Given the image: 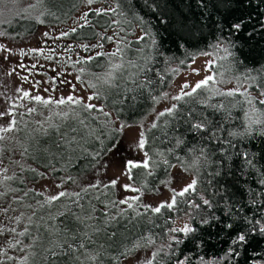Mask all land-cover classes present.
I'll use <instances>...</instances> for the list:
<instances>
[{"label":"trees","instance_id":"1","mask_svg":"<svg viewBox=\"0 0 264 264\" xmlns=\"http://www.w3.org/2000/svg\"><path fill=\"white\" fill-rule=\"evenodd\" d=\"M44 1L45 3L41 4V6L43 5L42 12L45 13L41 17L44 20L42 24H63L84 3L83 0H60L59 3L57 0ZM100 1H110L112 6H115L114 0H97V2ZM154 2L158 5L155 11L150 7H146L144 0H121L123 15L96 16L94 12L90 13L91 26L78 29L77 33L66 37L72 42H97L99 36L96 35L93 38L94 34L103 33L105 27L111 25L113 20H119V27L126 29V32L120 33V36L125 41H132V43H123L121 45L124 49L122 57L120 54L115 56L120 57L119 64H123L124 67L116 73L111 87H101L100 82L96 80L97 76L103 78L107 73L109 55L96 57L87 64H76L74 67L77 71L83 68L84 74H88L91 78L94 77L93 83L97 84V88L102 93V99L99 100L101 105H106L105 111L112 112L113 118L117 119L118 114V121L123 123L138 122L153 108L156 102L153 101L152 97H160L162 92L169 86L176 68L184 66L191 60L189 54H197L212 49L211 46L215 45L218 40H220L222 46L227 45V32L222 35L216 31L212 23L213 18H216V9L212 7L216 0H204L207 8H202L198 0H154ZM23 9L25 8H18L16 10L17 14L13 16L17 25L16 29L12 33L9 32V34L14 37L31 32L38 24L35 17L29 14V11L24 13ZM220 11L223 12L222 5L220 6ZM137 15L143 17L147 23L152 37L155 38V45L152 44L151 38H146L140 43L135 42L137 37L142 35L140 26L134 20V16ZM25 16L28 18H24ZM126 21H131V24ZM107 30L113 32L114 30L118 31V28L111 26L107 27ZM136 31L139 32L138 35H136ZM103 42H106V40ZM182 44L183 47H181ZM229 52L231 55H229ZM229 52L222 51L214 58L217 70L223 73V76L218 75L216 79L217 81L233 80L237 82L236 78L240 77L242 81L245 73L249 72V70L264 68V34H257L251 40H239L235 47L229 48ZM104 53L110 54L111 52ZM92 54L94 55V53ZM221 57L225 58L222 59ZM181 60L184 61V64L180 63ZM132 64L137 67H132ZM139 68H145L147 71H138ZM252 74L255 75L256 72L252 71ZM161 77H163V80H161ZM148 79H151L153 83L146 84L145 82ZM140 83H145V86L143 88L138 87L137 85ZM214 87L221 92L227 91L215 85ZM92 90L94 91V89ZM249 91L256 92L254 89ZM204 95L207 96L208 93L205 92ZM244 100L245 98L240 95L234 97L213 95L209 103L212 105L223 103L225 106L223 111H216L213 108H201L199 105H196V107L208 115L211 120L216 122L223 121L226 131L220 135L227 138V132L229 130H238L243 122V109L248 107ZM174 103H178L181 108L185 107L182 101H174ZM242 104L243 109L241 107ZM40 106L36 105L35 107L34 105L33 107L37 111L40 110ZM258 107L264 109V106ZM52 108L50 107L51 112L56 111L55 109L53 111ZM66 112L70 113L73 118L64 120L54 115L51 118H43L41 121H25V119L19 121L17 122L16 130L9 137L6 145L3 146L0 141V146L4 148L0 156L3 157L8 165V175L15 172L20 177L15 183L9 182L10 186L17 190L15 192L7 191L4 196L5 199H8L9 211L14 212L17 216L20 213H25L28 217L36 209L37 216L43 217L42 223H51L55 226L51 234L42 235L43 242L32 250L34 255L32 253L29 254L30 264H50L51 258L46 259L45 249L53 247L56 243L65 242L67 238L64 232L60 231L65 226L71 229V233L78 237L76 243L83 241L87 246L88 254L98 257L95 264H119L120 260L124 258L120 257V252L124 250L125 245L132 243L141 234L147 235L149 232L157 234L156 244L150 246L155 251L160 244L166 242V239H162L165 229L175 226L172 223L165 225V219L171 216L176 222L180 217H184V213L181 212L178 218L175 213L162 210L164 215L156 217L154 223H150L147 216L140 217L136 215V211L143 212V208H134L127 209L125 215L118 217L116 221H109L104 216L106 211L105 203L122 199L118 195L116 186L104 188L103 185L109 184L110 181L102 182L97 180L86 185L77 184L75 181L92 171L98 164L92 160L90 155L101 148L97 137L103 140L105 147L110 148L119 137V131L114 130L117 129L115 124L105 125L103 117L99 121H94L91 115L83 113L79 118L86 121L87 126L85 127L78 123L72 106L67 105ZM166 121L168 122L167 124L165 123ZM151 124L144 130L146 144L143 151L148 152L154 159L167 158L171 165H177L183 171L185 170L181 166L182 163L186 167L199 155L196 151L189 152V149L198 148L201 143H207L206 141H198V138L185 131V126L182 123H177L169 116L161 117L158 121L159 127L148 131ZM72 129H76V131H72ZM180 134H183L187 146H182L178 149L175 148L174 137ZM72 137H75L77 141L72 146L75 149L74 151L67 149L66 146L58 147V145L64 144L66 139H71ZM219 147L221 145L208 144L210 149L218 150ZM25 149H27V153L22 155V153H25ZM169 149H173V152L169 153ZM240 150H247L250 155L254 154L257 164L264 166V158H262L264 157V137L253 136L252 138L243 139L240 144ZM231 151L235 152V150ZM157 153H163L164 156H158ZM104 154L99 157V160ZM177 157H180V159L178 160ZM212 159H219L218 151L217 155L212 156ZM12 161L19 163H13ZM201 164L203 165V161H201ZM241 164L242 161L233 155L231 160L224 161L221 166L224 174L217 179L220 180L221 184H226L229 187L230 194L235 192L234 200L240 201L241 204H247L250 200L248 189L257 186L253 183V179L250 176L241 174ZM22 168L25 170L31 168L37 171L36 173L22 171ZM171 168L161 166L155 170L153 176H146L147 170L145 169H133L132 173L135 177V182H131L137 188L141 187V184L147 183L148 187L142 189L140 193L156 191L161 185L160 181L168 179ZM208 170L211 171L213 168ZM46 172L50 176L60 179L68 186H77L74 190H64L69 193L81 192L87 185L97 182H99L100 188L98 190H90L84 194L80 202L81 206H71V210L75 215L59 216L55 220H51L50 217L56 216L58 212L66 211V205L69 204V201L66 197H62L50 207L38 208L37 201H42L46 195H35V193L41 192L30 187L29 183L37 180ZM187 172L192 176L195 174V170L192 168H189ZM29 189L33 191L27 197H24L23 203L15 202V197H23L24 192ZM208 195L211 198V192ZM135 203L148 204L141 197ZM118 207L126 209L127 205H119ZM11 209H15V211ZM215 211L222 215L221 208H216ZM254 213L255 209H251L249 215ZM111 215H116L115 209L111 211ZM76 216L81 219L78 221ZM88 217L91 218L89 219ZM187 220L188 218L186 217ZM25 222H27V218L20 223L19 230L23 229ZM192 223L198 231L194 236L190 235L187 238L183 237V234H178L184 240V243L175 246V255L171 258L173 264L176 259H183L185 256L190 258L186 264H224V261L217 259L224 256L227 250V243L224 242L223 233L217 236V233L220 232L218 228L202 229L198 221ZM154 224H159L161 227H154ZM41 231L43 234V229ZM85 233H87V236H85ZM113 233H115L114 236ZM201 233H203L204 242L201 247L197 248L194 239L200 238ZM25 241L30 242L29 240ZM67 242L71 243V240L68 239ZM139 249L143 248H138L135 251ZM253 249L264 253V242L259 245L253 244L252 247H249L246 252L241 254L238 260H231L230 264H249ZM79 255L81 261H85V264H92V262L86 261L84 250H81ZM116 257H120L119 261L115 259ZM200 257L204 258L203 261L200 260ZM55 262L56 264H80V261H77L71 253L55 257Z\"/></svg>","mask_w":264,"mask_h":264},{"label":"snow or ice","instance_id":"2","mask_svg":"<svg viewBox=\"0 0 264 264\" xmlns=\"http://www.w3.org/2000/svg\"><path fill=\"white\" fill-rule=\"evenodd\" d=\"M7 0H0V4L6 3ZM15 2V0H13ZM44 0H36V4H30L27 8L23 9L24 13H27L29 9L34 8L37 4H42ZM83 2L88 6V11L82 13L81 16L76 18L74 26L68 31H60L58 35L52 36L49 32H44L42 35L47 40L58 41L60 39L66 38L71 34L77 33L78 29L85 27H90L91 22L89 20L90 13H95L96 16L103 15H123L121 8V0H114L115 6H109L108 8H99L92 9L90 6L97 2V0H83ZM145 6L152 8L154 11L158 7L155 4L154 0H144ZM199 5L202 8H207V4L204 3V0H198ZM223 6V12L220 11V6ZM212 7L216 9V18H213L212 23L216 31L223 33L227 32V45L222 46L220 40L217 41L215 45H212L213 51L222 50L224 52H229V48L235 47L236 43L239 40H251L256 37L257 34H264V0H216L213 3ZM51 14V13H49ZM19 15V14H18ZM45 13L41 12L40 16L35 17L37 23H44V20L41 19ZM0 16H3V11L0 10ZM24 18H28L25 16ZM135 22L140 26L142 35L137 37L136 43L144 41L146 38H151L152 44L155 45V38L152 37L150 28L147 23L141 16H134ZM131 24V21H126ZM12 21L10 19H0V26L5 24L11 25ZM119 20H113L111 25L105 27V33L107 27L115 26L118 28V31H113V35L107 36L105 33H95L93 38L96 35L99 36V40L95 44H81L76 45L77 48L83 49L85 52H89L87 57H80L76 61L71 62V66L75 67L76 64H87L93 61L96 57L103 55L117 56L121 55L124 49L121 47L123 43L131 44L132 41H125L123 37L120 36L121 32H126V29L119 27ZM9 35L7 30L0 28V38L6 37ZM108 40L109 42H115L117 48L110 54H106L102 51H97L92 54V51L97 48H103V41ZM183 47V44L181 45ZM73 46L67 45L65 51L71 52ZM44 51L43 48H24L19 49V55L21 57L28 56L30 54H42ZM49 52L54 53L55 49L49 48ZM0 53H7L3 55L0 59L4 63H12L10 57L17 55L16 51L13 48L8 47L7 44L0 43ZM79 56V54H77ZM191 56V67L195 63V54H189ZM200 55L210 56L211 53L204 51ZM229 55L231 53L229 52ZM48 60H52V55L45 57ZM224 59L225 57H221ZM68 60L71 61V57H68ZM181 64H184V61H180ZM27 68L29 75H31L32 69L37 68V64L34 63L28 68L27 65L20 61L17 65L11 68L7 72L8 76H12L16 73V68ZM42 67V66H41ZM124 67L123 64H110L108 67L107 73L102 78L97 76L96 80L100 82L101 87L112 86V81L115 80L116 73ZM132 67H137L135 64H132ZM56 71V69H52ZM80 73L84 72V69H79ZM138 71L146 72L147 69L139 68ZM192 74L199 75L200 70L195 67H191ZM205 73H208L204 76L203 79L196 81L194 84L185 82L181 84L180 91L178 94L170 97L172 101L183 102L185 107L181 108L178 103H173L171 107L165 108L163 111H160L156 114V120L152 122L150 129H155L159 127L158 121L161 117L169 116L172 120L177 123H182L185 126V131L190 133L193 137L198 138V141H206L207 143H201L198 148H191L189 152L196 151L199 155L189 164L182 167L187 172L189 168L195 170V174L192 176L190 181L183 184L179 190L171 188L170 198L161 201L156 206L149 204H137L140 200L139 195L125 197L124 199L118 201H109L105 203L104 216L108 218L109 221H116L118 217L125 215L127 209H139L143 208L144 211H136V215L143 217L147 216L150 223H154V219L158 216H163L164 212L162 210H167V212L175 213L179 218L181 212L184 213V216L188 218L182 226L176 227H167L162 234V239H166L165 243L159 245V247L151 253V257L146 258L144 264H173L172 256L175 255L176 247L181 243H184V240L178 234H183V237L187 238L190 235H193L198 231L196 227L193 226L192 222L198 221L200 228L202 229H219L220 232L217 233L219 236L223 233L224 242L227 243V250L224 256L217 258L218 260L224 261V264H230V261L237 259L241 256L243 252H246L249 247H252L253 244L259 245L264 242V166L257 164L255 155L249 154L247 150L241 151L240 144L243 139L252 138L253 136L264 137V109L258 106H264V68L260 70H249L245 73L243 80L241 81L240 77H237L238 87L234 89H229L227 91L221 92L214 87L218 82L216 77L223 76L222 72L217 70V65L214 60L206 61L204 67ZM252 71H255L256 74L253 75ZM18 75V73H16ZM70 74V73H68ZM62 74L57 72V77H52V87L44 88V92H56L59 89L58 84H67L70 86L72 93L77 91L76 84L68 80H59L57 78ZM23 81H28V76H22ZM76 82L80 83L84 90L87 91L89 88L94 89L88 96L87 101L84 97L76 96L70 93L67 96L54 97L49 95L47 97L34 94L32 90H24L22 87H17L15 91L21 95L18 97L20 100H28L35 102L36 104L49 106L54 105L60 107L63 105L72 106L73 113H75V118L78 120V123L83 126L86 125L84 119L79 117L83 113L91 115L92 120L99 121L103 117V123L107 124H116L117 121L112 119V112L105 111L106 105H98L92 103L93 100L102 99V93L100 89L97 88V84L89 83L82 79L81 75H76ZM163 80V77H161ZM48 81H32V87L36 91H39V86ZM146 84H152L151 79H148ZM145 83H140L137 86L143 88ZM254 89L257 92V95L253 96L249 91ZM205 92L208 93L205 96ZM0 95H3L0 93ZM213 95L234 97L236 95L243 96L245 98L244 103L247 104V109H243V104L241 105L243 109L244 119L238 130H229L227 132V138L220 135L226 131L223 121L216 122L211 120L208 115L201 112L196 105H199L201 108H213L216 111H223L225 106L223 103L220 105H212L209 103V100L213 98ZM164 98H169L168 93H163ZM10 99V98H9ZM153 101L159 102V97L153 96ZM16 105L13 103L9 106L7 111H0V119H3L5 116L12 117L7 125H0V141L5 139V136L2 133H9L17 128L16 113L13 109ZM115 110V109H114ZM36 112L35 107L27 108L26 114H32ZM22 117L25 113H20ZM61 119L68 120L73 118L72 115L68 112L57 113ZM230 116V113H229ZM119 115L117 114V120ZM168 123L167 121L165 122ZM126 125L123 122H120L115 131H122ZM58 127V126H57ZM76 131V129H72ZM175 139V148H181L182 146H187L186 141L183 137V134L174 137ZM101 144V148L91 153L92 160L95 163L99 162V157L111 151V148L105 147L104 142L100 137H97ZM76 138L72 137L71 139H66L64 144L58 145V147H67V149L74 151L72 147L76 144ZM215 143L221 145L219 149H210L208 144ZM146 144L145 131L142 130L139 133V139L137 147L140 150H144ZM231 150H235L233 153ZM4 148L0 146V153H3ZM219 154V159L213 160L212 156ZM169 153L173 152V149L168 150ZM27 149H25V153ZM158 156L163 157V153H157ZM233 155L238 157L242 164L240 166V171L242 175L250 176L253 179V183L257 186L255 188H249L248 192L250 195V200L247 204H241L240 201L234 200L233 196L235 192L230 194L229 187L226 184H221L218 177H222L224 174L222 172V165L225 160H231ZM264 158V157H262ZM179 160L180 157H177ZM203 161V165L201 164ZM13 163H19L17 161H12ZM164 166L165 168L173 167L170 164L167 158L163 159H154L149 155L148 152H144L143 161L134 162L133 160H127L124 162V172L123 175H127L130 181L135 182V177L132 173L133 169L142 168L147 170L146 176H153L155 170ZM202 168L204 169L202 171ZM209 168L213 170L209 171ZM22 171H31L36 173V169H23ZM43 175V174H40ZM20 177L17 173L13 172L11 175H8V166L4 165L3 158L0 156V188H3L5 185H8L7 191L15 192L17 189L12 188L10 183H15L19 180ZM71 179V177H69ZM183 179V178H181ZM161 184H170L171 181H160ZM246 183V181H245ZM117 180H112L109 184L103 185L104 188L115 187ZM62 185L57 184L56 187H61ZM147 183L141 184V187H134L133 184L127 183L123 185L125 191L140 193L142 189H146ZM100 188L99 182L95 184H89L84 187L81 192L69 193L67 191H61L55 195L44 196V193H35L37 196H44L42 201H37L39 209L50 207L56 201L60 200L62 197H66L69 201V204L66 205V211H60L56 216L50 217L51 220H55L59 216H69L75 215L71 210V206L75 205L77 207L81 206V200L84 197V194L88 193L90 190H98ZM7 191H0V197L5 196ZM32 189L24 192L23 197H15L14 200L17 203H23L24 197H27ZM211 192V198L208 193ZM99 199V197H97ZM119 205H127L126 209H120ZM31 207V205H29ZM221 208L222 215L218 214L215 209ZM115 209L116 215H111V211ZM251 209H255V213L249 215ZM15 211V209H11ZM9 211L8 208H0V212L7 214ZM89 219L91 217H88ZM76 219L79 221L81 218L76 216ZM9 220L13 222V226L9 227L4 224H0V235H3L5 232H8L12 235V239L7 241V248L12 251H18L25 253L23 256H12L8 255V251L3 247H0V264H9V262L15 261L16 264H30V255L32 250L38 244L43 242L42 235L47 236L51 234L52 229L55 227L51 223H42L43 217L37 216V210L32 211V215L27 217V222L24 223L22 230H18V225L24 220V214L21 213L19 216L9 217ZM83 222V221H81ZM169 223L175 224V221L171 216H168L164 224L168 225ZM154 227H161L159 224H154ZM43 229V234L42 230ZM63 231L66 240L62 243H56L51 248H46V259H50V264H56L55 257L60 255H69L70 253L74 256L77 261H80V264H85V261H81L79 253L81 250H84V255L86 261L92 262L95 264V261L98 259L95 255H89L87 252L86 244L81 241L76 243L78 237L75 234L71 233V229L65 226ZM115 233H113V236ZM156 235L153 232L144 235L141 234L136 238L132 243L125 245L124 250L120 252V257L128 258L129 254L135 251L138 248H148L156 244ZM87 236V233H85ZM18 237V238H17ZM203 233L198 239H194L196 247L199 248L203 244ZM70 239L71 243H68L67 240ZM29 240L30 243L25 244L24 241ZM34 255V253H32ZM120 257L115 259L119 261ZM203 257H200V260L203 261ZM190 258L185 256L183 259H176L174 264H186ZM249 264H264V253L253 249L251 257L249 258Z\"/></svg>","mask_w":264,"mask_h":264},{"label":"rangeland","instance_id":"3","mask_svg":"<svg viewBox=\"0 0 264 264\" xmlns=\"http://www.w3.org/2000/svg\"><path fill=\"white\" fill-rule=\"evenodd\" d=\"M35 2V3H34ZM59 3L60 0H57ZM36 4V0H7L6 3L0 4V10L3 11V16H0V19H10L12 21L11 25H3L0 28L3 30H7L8 32L14 31L16 29L17 22L14 20L13 16L16 15L17 9L20 7L26 8L30 4ZM45 3V1H44ZM43 6V5H42ZM41 4H37L36 7L29 9V14L33 17L40 16L42 12ZM112 6L110 1H100L93 3L90 7L92 9H99V8H108ZM88 10V6L83 3L73 14L72 16L63 24H41L38 23L34 30L27 34H23L17 37L12 35H8L6 37L0 38V43L7 44L8 47L13 48L17 55L10 57L12 63H4L2 59H0V111H7L11 104H15L16 107L13 111L17 114L16 120L17 122L23 121H34V120H42L43 118H51L52 116L56 115L57 113H64L67 110V105H63L60 107H54V105L44 106L40 104H36L35 102H31L28 100H20L18 97L21 95L17 93L15 89L17 87H22L24 90H32L34 94H38L44 97L52 95L54 97H59L61 95L67 96L72 93V90L69 85L67 84H58L60 90L56 92H44V88H51L52 85V77H57V72L61 73L62 75L57 78V81L63 79L68 80L76 84L77 91L72 93L76 96L84 97L85 101H87V96L93 91L92 88H89L87 91L84 90L83 86L76 82V75H81L84 81L89 83L94 82V77H89L88 74L80 73L79 71L75 70L74 67L71 66V62L76 61L77 58L82 56L89 55V52H85L81 48H77L76 45L81 44H95V41H80V42H72L66 38L60 39L58 41L54 40H47L45 43L46 38L43 37L44 32H49L50 35L55 36L58 35L60 31H66L69 28L74 26V22L76 18L81 16L82 13ZM105 33V31H103ZM107 35H113V32L107 30ZM139 32L136 31V35ZM67 45H72V51L67 52L65 51V47ZM117 47L115 42H103V48H97L92 51L95 53L97 51L108 52L112 53L113 50ZM24 48L27 50L28 48H43L44 51L42 54H30L28 56L21 57L19 55V49ZM52 48L55 49V52H49L48 49ZM207 52L211 53L210 56H203L200 55L201 52L195 54V63L191 65V67H195L196 69L200 70L199 75L192 74L191 67V60H189L184 66H179L176 68L175 73L173 74L172 80L169 86L162 92L168 93L169 98H164L162 94L159 97V102H156L153 108L138 122L135 123H124L126 126L122 131H119V137L114 142V144L110 147L112 150L106 152L102 158L99 160L98 164L94 167L92 171L85 174L81 178L77 179L75 182L77 184L86 185L93 181H112L117 180V184L115 185L118 190V195L124 199L125 197L135 196L136 194L140 195L141 199L152 206H156L161 201L169 199L171 192V188H175L179 190L183 187L184 183H187L192 178L188 172L183 171L179 166L173 165L170 170L169 177L166 181H171L170 184H161L156 191L147 192V193H136L125 191L123 188L124 184L131 183L133 184L127 177V175H123L124 172V162L127 160H133L134 162L143 161L144 159V151L140 150L137 147L139 133L142 130H145L155 119L156 114L160 111H163L165 108L170 107L174 101L170 99L171 96L176 95L180 91V85L188 82L194 84L196 81L201 80L204 76L208 73H205L204 67L206 61L214 60L215 56L220 54L222 50L213 51L212 49L206 50ZM204 52V51H202ZM79 54V56L77 55ZM3 55H7V53H0V57ZM48 55H52V60H48L45 57ZM68 57H71V61L68 60ZM20 61H23L28 68L31 67L32 64L36 63L37 68L32 69L31 75L27 68H16V73L12 76H8L7 72L11 70L12 67L17 65ZM119 64L120 57H113L108 56V63L107 67L110 64ZM42 66V67H41ZM52 69H56V71H52ZM70 73V74H68ZM22 76H28V81H23L21 79ZM92 76V75H91ZM48 81L47 83H43L39 86V91H36L32 87V81ZM216 87L221 89H234L237 88L239 85L236 81L228 80L223 82H218ZM253 96L257 95V92H251ZM10 98V99H9ZM92 103L101 105L99 100H93ZM35 105L40 106V110H37L35 113L26 114L27 108L33 107ZM50 107H53L56 111L51 112ZM24 112L25 115L22 117L19 115L20 113ZM12 117L5 116L3 119H0V125H7L8 121ZM113 120L117 121L115 126L118 128L120 121L113 118ZM5 136V139L1 141V144L6 145L10 136L13 135V131L9 133H2ZM3 158V157H2ZM4 165L8 166L3 159ZM183 178V179H181ZM57 184L62 185L61 187H56ZM29 186L33 189L44 193L46 196L55 195L64 190H74L77 186L71 185L68 186L63 183L60 179L54 178L50 176L47 172L44 173L43 176L38 178L37 180L29 183ZM134 186V185H133ZM135 187V186H134ZM8 185H5L3 188H0V191H7ZM12 201V200H11ZM8 199H5L4 196L0 197V208H8ZM9 209V208H8ZM21 214V213H20ZM24 214V219L27 218V214ZM17 214L14 212L8 211L7 214L0 212V224L7 225L9 227L13 226V222L9 220V217H15ZM186 222V217H180L176 220L175 226L179 227L182 226L183 223ZM20 224L17 226L19 230ZM12 235L8 232H5L3 235H0V247H3L8 251V255L12 256H23L25 253L18 251H12L7 248V241L12 239ZM18 238V237H17ZM25 244L30 243L24 241ZM153 252L152 247L143 248L135 251L134 253L130 254L128 258H122L119 264H144L146 258L151 257V253ZM30 254V253H29ZM9 264H16L15 261L9 262Z\"/></svg>","mask_w":264,"mask_h":264}]
</instances>
